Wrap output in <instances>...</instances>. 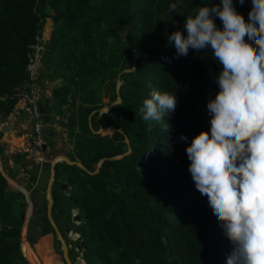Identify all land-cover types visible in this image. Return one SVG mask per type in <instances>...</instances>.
<instances>
[{
  "label": "trees",
  "instance_id": "trees-1",
  "mask_svg": "<svg viewBox=\"0 0 264 264\" xmlns=\"http://www.w3.org/2000/svg\"><path fill=\"white\" fill-rule=\"evenodd\" d=\"M241 2L232 0V7ZM171 3L178 9L169 11ZM218 3L0 0V125L14 112L19 92L34 81L29 66L35 46L43 44L47 20L53 21L37 83L50 80L56 86L52 98L39 105L46 125L56 115L67 119L61 123L73 148L66 156L84 166L56 164L52 190L53 218L69 231V252L80 242L71 240L74 235L86 247L76 257L82 264H225L232 246L196 196L186 154L191 139L201 130L208 132L207 102L217 98L220 73L210 49L177 56L167 43L168 34L184 31V20L194 9ZM244 3V15L237 11L235 16L247 29L251 12ZM213 19L222 28L219 18ZM118 83L122 102L113 106ZM152 90L177 96V107L164 121L168 133L155 122L149 128L139 113ZM105 128L114 129L96 133ZM182 134L187 141L180 140ZM2 138L0 131V157L9 177L17 178L19 166L29 174L26 188L33 189L37 217L30 223L42 227V235L55 234L47 195L34 187L42 169L51 177V163L42 167L27 160L25 152L7 155ZM65 182L73 189L69 196L62 192ZM65 206L78 209L83 224H73ZM28 207L25 194L12 189L0 169V264H30L31 257L39 264L28 244L23 245L27 258L21 248L22 214Z\"/></svg>",
  "mask_w": 264,
  "mask_h": 264
},
{
  "label": "clouds",
  "instance_id": "clouds-1",
  "mask_svg": "<svg viewBox=\"0 0 264 264\" xmlns=\"http://www.w3.org/2000/svg\"><path fill=\"white\" fill-rule=\"evenodd\" d=\"M246 6L247 29L235 16L244 15V0L237 9L232 0H219L194 9L183 32L167 35L177 56L210 49L220 73L217 98L207 102L208 132L195 135L186 154L195 194L232 246L225 264H264V0H246ZM177 9L169 4V11ZM177 102L176 94L152 90L139 113L149 128L155 122L168 133L165 117Z\"/></svg>",
  "mask_w": 264,
  "mask_h": 264
},
{
  "label": "crops",
  "instance_id": "crops-1",
  "mask_svg": "<svg viewBox=\"0 0 264 264\" xmlns=\"http://www.w3.org/2000/svg\"><path fill=\"white\" fill-rule=\"evenodd\" d=\"M44 68H45V66L43 67V69ZM41 72L42 71L39 72L38 76H41ZM37 85L40 89V93H41L40 100L41 101H43L44 98H52L53 88L56 86L55 84L50 83V80H46V81L43 80L42 83L41 82L37 83ZM61 121L66 122L67 119L65 117H60V116L56 115L55 118L53 119V121L49 122L48 125L45 126L49 131L50 138L47 136V134H45L46 142H47V145H46L47 148H46V152H43V154L45 153L43 157L48 158V159L53 158V160L44 159V162L41 163L42 167H44L45 164H47V162H50L51 163V169H52V162H54V160H56L60 157H66L69 161H71L66 156V154L69 151L71 152L73 147L71 146L70 143H67L69 141L66 142V140H68L67 137L65 138V140H61V134H63L61 132H62V130L63 131L65 130ZM6 127L8 128V131L6 133L2 132V129L6 128ZM31 130H32L31 120L25 114V112L22 110V108L17 104L16 108H15L14 112L11 114V116H9L7 119L3 120L1 125H0V131L3 133L2 143L6 144L7 149L11 150V152L6 151V153H9L7 155L11 156L12 153L15 151L25 152V153H28V156H29L28 158H33L35 160V162L38 163L36 156L39 155V152L34 150V148L32 147L33 145H32L31 137H30ZM64 135L67 136V134H65V133H64ZM54 136H56V137H54ZM59 141H60V143H59ZM57 143H59V145H57ZM67 147L69 148V150H67ZM57 153H59L60 155L56 156ZM76 161H78V160H76ZM62 162H63L62 160H59L56 164L62 163ZM9 164L12 166L14 163L11 160L9 162ZM44 169L41 170V174H45ZM30 227H31L30 225H27V228H28V229H26L27 233L29 232ZM24 228H26V226ZM50 236L51 235L48 234L44 237L47 238ZM44 237H42L41 239H43ZM41 239H39L33 245L30 244V241H27L29 248L33 251V253L35 254V256L37 258L39 257V259H38L39 262L41 264H66L64 262V260H62V259H61L62 260V262H61L59 257L55 254L56 251L54 250L52 241L51 242L48 241V243L45 242V245L43 246V248L40 249L41 247L39 246L38 243L40 242ZM23 244H24V242H23ZM25 257H27V256L25 255ZM27 260H28V258H27Z\"/></svg>",
  "mask_w": 264,
  "mask_h": 264
},
{
  "label": "rangeland",
  "instance_id": "rangeland-1",
  "mask_svg": "<svg viewBox=\"0 0 264 264\" xmlns=\"http://www.w3.org/2000/svg\"><path fill=\"white\" fill-rule=\"evenodd\" d=\"M52 23H53V21H52V19H48L47 20V23H46V25H45V29H44V35H43V38H41L42 39V41H43V44L40 46V50H43V46L45 45V43L47 42V40L50 38V36H51V34H52V31H53V26H51L52 25ZM39 59H38V61L36 62L37 63V65L36 66H39V67H37V72H40V71H42V69H43V67L45 66L44 65V63H43V58H44V54L43 53H41L40 54V56L38 57ZM51 88V87H50ZM52 95H53V92H52ZM105 102L106 103H108L109 102V100L108 99H105ZM45 126H46V124H45ZM46 128V127H45ZM61 133H63V134H61V140H65V138L67 137L66 135H64V133L65 134H67V132H66V130H62V132ZM45 134H47V136L50 138V134H49V131H48V129L46 128L45 129ZM54 137H56V136H54ZM60 140V141H61ZM60 141H59V143H60ZM47 143V142H46ZM59 143H57V145H59ZM33 145V144H32ZM33 148H34V150H38V152H39V154L40 155H42V156H44V154H43V152H46V150H44L43 148L42 149H40V148H36L34 145L32 146ZM45 147L47 148V146L45 145ZM54 147V146H53ZM7 151H10L11 152V150H9V149H7ZM15 152H18V151H15ZM15 152H13L12 154H14ZM29 156H27V160H29V161H35L33 158H28ZM38 157L36 156V159H37ZM42 159H48V158H42ZM48 160H53V158H49ZM47 161V160H46ZM38 162V161H37ZM43 163V162H42ZM11 166V165H10ZM14 166V164L11 166V167H13ZM0 169L4 172V174H5V176L8 178V181H9V184H10V187L12 188V189H14V190H20V189H23L22 190V192L24 191V192H27L28 193V197H29V199H30V201H31V194H32V192H33V189L32 188H30V190H28L26 187H27V185H28V178H29V174H27V173H25L24 172V170H23V167L22 166H19L18 167V169H17V178L16 179H11L10 177H9V174L7 173V171L5 170V168H4V166H3V164H2V162H1V157H0ZM50 177L48 178L47 177V175H46V173L45 174H41V176H40V179H39V181H38V183L34 186V187H40V188H42V194L43 193H46V195L48 194V184H49V182H50ZM65 184H68L67 182H65ZM46 186H47V188H46ZM45 187V188H44ZM72 187L71 186H69L68 185V190L67 191H62L63 192V194L65 195V196H69V195H71L72 194ZM23 192V193H24ZM25 194V193H24ZM26 196V195H25ZM27 199V198H26ZM36 199L38 200V202L39 203H42V199H41V197L40 196H36ZM28 202V201H27ZM32 203V202H31ZM32 208H33V211L31 210H29V209H27L26 210V212L27 213H30V214H32V215H35L34 214V206H33V204H32ZM67 208V207H66ZM65 210V209H64ZM73 210H74V208L72 207V206H70V208H67V210H66V212H68V213H71V220H72V222H73V224H75L76 223V225L78 226V225H81V224H83V221H84V218H83V216L80 214H78V216H76V218H75V216L73 215ZM25 212V213H26ZM77 213H79V210L77 209ZM36 216V215H35ZM77 218H79V219H77ZM31 220V219H30ZM28 225H31V223L29 222L28 223ZM26 226V228H24ZM24 227H23V229L24 230H22V241L24 242V244L27 246V240H28V236H27V232H26V229H28L27 228V225H25L24 224ZM35 233H37V234H39V232H36L35 231ZM51 236L50 237H47V238H45L44 236H46V235H44L43 237V239H41L40 240V242L38 243L39 244V246L41 247L40 249H42L43 248V246L45 245V242L46 243H48V241H52V243H53V239H52V234H50ZM33 237V236H32ZM75 238H77V240L78 241H80L79 242V247H80V250L78 251L77 250V244H75V246H74V251L76 252V254H74L73 253V259H71L73 262H75V261H77V259H75V261H74V258L77 256V254L79 255V256H82L83 254H84V252H85V247L83 248L82 247V240L78 237V235H74V236H72V238H71V240H74L75 241ZM29 239H31V237L29 238ZM26 240V241H25ZM49 242V243H50ZM36 243V242H35ZM23 244V245H24ZM23 245H21V248H22V252H23V254H24V256H25V252H24V249H23ZM82 247V248H81ZM57 249L58 250H62V248H61V245H58L57 244ZM58 250H56V255L59 257V259L61 260H63L64 259V257H63V255L62 254H59L58 253ZM27 256V255H26ZM27 258V257H26ZM38 259H39V257H38ZM30 260L31 261H29V258H28V261L30 262V264H33L34 263V258L33 257H31L30 258ZM62 260H61V262H62ZM65 261V260H64Z\"/></svg>",
  "mask_w": 264,
  "mask_h": 264
},
{
  "label": "built area",
  "instance_id": "built-area-1",
  "mask_svg": "<svg viewBox=\"0 0 264 264\" xmlns=\"http://www.w3.org/2000/svg\"><path fill=\"white\" fill-rule=\"evenodd\" d=\"M35 48V56L31 60V65L29 66L31 78L34 81L29 85V89H23L19 92L18 105L32 122V130L30 134L32 144L37 149H42L45 145H47V143L45 137V122L39 105L41 97L40 89L37 85V79L39 77L37 67L39 66H36V62L38 61V57L40 56L42 50H40V46H35ZM37 157L38 163L44 162L42 155L39 154ZM75 240H77V238H75Z\"/></svg>",
  "mask_w": 264,
  "mask_h": 264
},
{
  "label": "water",
  "instance_id": "water-1",
  "mask_svg": "<svg viewBox=\"0 0 264 264\" xmlns=\"http://www.w3.org/2000/svg\"><path fill=\"white\" fill-rule=\"evenodd\" d=\"M51 26H53V23H52ZM133 70H135V68H133L132 70H126V71H124V73L131 72V71H133ZM120 85H121V84L118 83V86H117L118 100H117L114 104H112L113 106L116 105V104H120V103L122 102V99H121V96H120ZM111 129H114V128H105V129H103V130H101V131H99V132H96V133H103V132H105V131H107V130H111ZM7 131H8V128H7V127L2 129V132H4V133H6ZM94 132H95V131H94ZM43 149L46 150V147L44 146ZM7 154H9V153H7ZM117 158H118V157H117ZM113 159H116V157L113 158ZM59 160H62L63 162H66V163H68V164H70V165H77V166H79V167H81V168H84V166H83V164H82L81 162H78V161H76V162H72V161H69L66 157H60V158L54 160V162H52L51 177H50L51 179H50V182H49V184H48V194H47V200H48V216H49V220H50V222H51V224H52V226H53V228H54L56 234L58 235V237H59V239L61 240V243H62V245H63V257H64V260H65V263H66V264H81V261H80V260H77V261H75V262H73V261L71 260V256H70V252H69V247H68L66 241L64 240V238L62 237V234H61V232H60L58 226H57L56 223L53 221L54 199H53V195H52V190H53V184H54L55 179H56L55 165H56V163H57ZM101 164H102V161H101V162L99 163V165H98L97 172H99V169H100ZM22 190H23V189H20L19 191L22 192ZM62 190L67 191V190H68V184H64V185L62 186ZM23 192H24V191H23ZM24 193H25V195H26V198H27V201H28V204H29L28 209H29L30 211H31V210L33 211L32 203H31V201H30V199H29V197H28V193H27V192H24ZM36 218H37V217H36L35 215H32V214L27 213V212L24 213V214H22V221H23V223H24L25 225H28L29 221H31V220H36ZM30 219H31V220H30ZM39 231H42V228H41V227L39 228ZM39 237H42V235H40ZM30 244H31V245L35 244V241H30ZM22 245H23V242H22ZM79 250H80V247H79ZM85 250H86V247H85Z\"/></svg>",
  "mask_w": 264,
  "mask_h": 264
},
{
  "label": "flooded vegetation",
  "instance_id": "flooded-vegetation-1",
  "mask_svg": "<svg viewBox=\"0 0 264 264\" xmlns=\"http://www.w3.org/2000/svg\"><path fill=\"white\" fill-rule=\"evenodd\" d=\"M67 210V208H66V206H65V211ZM73 215L75 216V218H76V216H78V213H77V209L76 208H74V210H73ZM77 219H79V218H77ZM53 221L55 222V220H54V218H53ZM56 223V222H55ZM56 225L58 226V228H59V230H60V232H61V234H62V237L64 238V240L65 241H67L68 240V230H67V228H66V225L64 224V222H62V221H60V222H58V224L56 223ZM31 227H30V229H29V232L27 233V236H28V240L27 241H35V242H37L39 239H41L44 235H42V231H39V228H40V226H36V225H33V224H31L30 225ZM42 228V227H41ZM42 230H43V228H42ZM35 231L36 232H39V234H37V233H35ZM40 235H42V237H39ZM33 236V237H32ZM31 237V239H29ZM52 239H53V247H54V250L56 251V250H58L57 249V240H59L60 242H61V240L59 239V237H58V235L55 233V234H53L52 233ZM83 245V244H82ZM83 247V246H82ZM81 247V248H82ZM61 248H62V255H63V245H62V243H61ZM45 249V248H44ZM30 250V252H32L33 253V251L31 250V249H29ZM77 250L79 251V246L77 245ZM59 251V250H58ZM59 254H61L60 252H58ZM73 253L74 254H76V252L74 251V249L73 250H71L70 251V256H71V259H73ZM77 256H78V254H77ZM76 256V257H77ZM76 257L74 258V261H75V259H76ZM64 260V259H63ZM29 261H31L30 259H29ZM65 262V261H64ZM38 263L39 264H41L40 262H39V260H38ZM34 264V263H33ZM82 264V263H81Z\"/></svg>",
  "mask_w": 264,
  "mask_h": 264
},
{
  "label": "bare ground",
  "instance_id": "bare-ground-1",
  "mask_svg": "<svg viewBox=\"0 0 264 264\" xmlns=\"http://www.w3.org/2000/svg\"><path fill=\"white\" fill-rule=\"evenodd\" d=\"M17 145V144H16Z\"/></svg>",
  "mask_w": 264,
  "mask_h": 264
}]
</instances>
